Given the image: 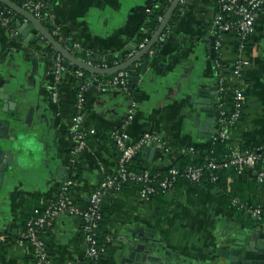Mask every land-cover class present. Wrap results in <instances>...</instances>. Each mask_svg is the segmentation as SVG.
Instances as JSON below:
<instances>
[{
  "label": "crops",
  "instance_id": "crops-1",
  "mask_svg": "<svg viewBox=\"0 0 264 264\" xmlns=\"http://www.w3.org/2000/svg\"><path fill=\"white\" fill-rule=\"evenodd\" d=\"M12 1L24 7L25 0ZM160 1L54 0L47 19L54 32L61 35V43L78 59L111 67L140 51L137 30L149 10ZM217 9V0H190L181 4L161 39L135 63L136 68H141L133 75L140 76V80L131 85L139 106L126 126L128 144L135 145L144 133L150 132L162 136L172 148L166 153L161 144L155 143L152 153H147L146 143L133 157L137 167L171 168L182 146H195L199 154L206 155L213 136L223 129L238 150L245 142L264 143V7L257 13L245 47L241 48L235 32H227L221 48L217 49L215 44L213 57L211 44L206 40L215 35L213 20ZM18 21L27 24L15 11L10 18L0 11V128L11 137L7 141L14 156L0 192V264L31 263L33 252L22 238L25 223L45 209L72 173L77 177L68 200L81 208L108 176L117 173L120 151L109 134L120 128L131 108V99L125 92L91 88L81 125L88 145L79 155H73V123L77 114L73 103L77 89L69 83L72 70L62 74L57 84L59 97L54 101L53 55L36 48L47 41L39 39L41 34L32 23L29 27L33 38L27 41L19 31ZM70 37L77 39L73 45L76 50L69 46ZM132 43L137 46L129 50ZM240 56L248 64L236 72L235 61ZM218 60L227 76L225 98L218 88ZM237 86L242 88L245 98L237 121L223 124L222 117H217L219 129L212 127L202 133L196 123L204 121L207 115L200 111L202 104L196 100L215 94L217 87L219 96H212V106L231 111L232 90ZM62 167L65 172L60 175ZM234 180L221 179L214 187L183 183L169 198L155 197L150 201L140 197L138 185L124 188L110 197V245L97 264H121L131 249L145 244L156 248L155 255L174 263L209 264L242 231L248 233L255 225L264 230V214L259 223L249 225L223 203L224 188L220 184L227 187L226 192L230 187L235 190L240 187L243 193L249 191V178L244 181L243 176L238 177V181H244L239 186ZM247 194L250 204L252 194ZM254 201L264 207V183L259 185ZM43 238L50 253L49 264H72L85 255L82 219L77 214L69 211L59 214Z\"/></svg>",
  "mask_w": 264,
  "mask_h": 264
},
{
  "label": "built area",
  "instance_id": "built-area-1",
  "mask_svg": "<svg viewBox=\"0 0 264 264\" xmlns=\"http://www.w3.org/2000/svg\"><path fill=\"white\" fill-rule=\"evenodd\" d=\"M54 0H25L24 7L27 10L32 11L33 15L42 21V19L48 18V8L50 3ZM190 0H181L180 4H187ZM218 9L213 20V27L216 36V48L220 49L223 42V36L227 32H235L239 38L241 48L245 47L246 42L251 36L254 29L256 16L258 11L264 7V0H217ZM150 11V10H149ZM163 20V18H161ZM150 40L145 39L139 45V49L143 48ZM136 53V52H135ZM132 53L130 56H133ZM63 56L60 53H56L53 57V70L52 73L55 78V84L52 88V98L54 101L58 100L59 88L57 84L64 72H67V67L63 65ZM90 65H94L90 60L85 61ZM248 64V61L241 56L235 61L234 70L240 72L244 66ZM219 73V91L222 97H227L228 94V82L227 76L222 70V63L217 62ZM99 67H108L107 64L98 65ZM133 69H125L114 73V75L107 80L96 79L90 80L84 79L80 84L76 95V108L78 113L75 116L73 123L74 131V147L72 148L73 155H79L87 147V139L85 134L81 131V125L84 121L83 110L87 104V93L91 88L97 87L101 91L108 89H118L125 92L131 99V108L128 117L120 126L110 132V138L114 141L117 148L120 150L119 168L116 174L108 176L98 188H96L90 195L89 202L85 207H79L68 200V194L74 186V181L67 177L60 185L59 192L56 195V200L49 204L42 212H37L26 223V230L23 233V238L27 240L33 247V254L37 256L36 264H49L50 253L43 233L45 230L53 225L54 219L61 213L69 211L77 214L82 219V231L85 241V255L82 259H78L72 264H97L99 258L108 250L105 243H101L99 240V221L101 219V203L102 198L107 190L111 188L119 189L123 182H133L140 188V197L143 200H148L158 189L164 191L171 190L179 177H184L191 182L199 183L204 174V168L211 171L233 167L238 174H243L248 169H254L258 163H261L259 171H257L258 181L264 183V143L258 146L254 150H238L232 148L230 153L221 160L209 159L205 166H188L184 170L180 171L177 168H170L166 177L159 179L156 182L157 176L146 168L140 172L130 170L128 163L130 160L138 154V152L148 143L153 141L154 143L161 144L164 152H169L172 148L162 136L156 133L146 132L141 139L135 145H129V134L126 131V126L133 119L138 109V101L134 94L130 90V77ZM76 77L83 78L85 70L77 68L70 71ZM95 85V86H94ZM233 95V108L231 111H222V123L233 124L237 121L241 115L244 104V92L241 87H234L232 90ZM223 103V102H222ZM229 134L226 129L221 130L218 134H215L212 138V142L218 138L229 139ZM195 146L180 147L178 153H185L187 151H195ZM213 176L212 179H216ZM233 204L239 205L241 208H245L249 211L253 217L262 219L264 214V207L261 205L251 206L246 203H240L239 200L234 199ZM110 241V236L107 237Z\"/></svg>",
  "mask_w": 264,
  "mask_h": 264
},
{
  "label": "water",
  "instance_id": "water-1",
  "mask_svg": "<svg viewBox=\"0 0 264 264\" xmlns=\"http://www.w3.org/2000/svg\"><path fill=\"white\" fill-rule=\"evenodd\" d=\"M181 0H173L171 6L167 10L161 24L151 40L140 49L139 52L131 56L129 59L124 61L121 64L111 66V67H99L86 63L83 60L78 59L68 48L58 41L44 26L41 20L36 18L32 11L27 10L25 7L18 6L12 0H0L6 6L5 12L15 11L17 14L23 16L27 24H21L19 21L17 22V26L19 27V31L23 34L24 37L27 38V41H30L33 38V34L31 33V28L29 27V23L34 24V26L38 29L39 33L43 36V38L47 41L48 44L52 45L58 53L63 56V65L67 67L68 70H73L76 66L85 71L92 72L94 74H102V75H110L115 72L128 69L130 66L139 61V59L145 57L150 53L154 44L158 42L166 27L169 24L170 19L172 18L175 10L179 6ZM211 44V53L214 57L215 54V35H211L206 40ZM137 44L132 43L128 49L132 50L136 47ZM158 50L154 52L156 56ZM148 68V61L144 62V70ZM140 80V76L132 75L130 77V81L133 85H135ZM212 89H210L211 92ZM215 94L211 93L210 97L200 96L196 101L202 104L200 111L207 115V118L204 121L197 122V126H199V130L203 133L204 131L210 130L212 127L215 129H219L220 124L216 122L217 117H222V111L220 108H216V106H212L213 95L219 96V92L217 87H215ZM208 93V92H206ZM203 93V94H206ZM31 113L29 114V119L31 117ZM3 124L6 126V122ZM208 136V134H204ZM11 137L5 134V130L0 128V192L3 187L5 175L8 171L12 169L14 164V156L11 151L12 145L10 146L8 143V139ZM155 143L153 141H149L145 146V150L147 153H152L154 149ZM11 147V148H10ZM61 174H64L65 167L60 169ZM252 231L246 232L242 231L240 233V237L237 239H233L230 243L229 248H223L219 251V255L209 264H264V230L257 229V226H253ZM156 248L150 246L149 244H145L140 248H133L127 254L123 256L121 259V264H181L174 263L167 257L162 255H155L153 252ZM188 264H197V263H188Z\"/></svg>",
  "mask_w": 264,
  "mask_h": 264
},
{
  "label": "trees",
  "instance_id": "trees-1",
  "mask_svg": "<svg viewBox=\"0 0 264 264\" xmlns=\"http://www.w3.org/2000/svg\"><path fill=\"white\" fill-rule=\"evenodd\" d=\"M172 2H173V0H162V1L158 2L157 5L152 7L150 12L148 13V16L146 17V20L143 22V24L137 30L136 42L138 44H141L142 42H144L145 39L151 40V38L153 37V35L155 34V32L157 31V29L159 28V26L161 24V21H162L161 18H164L165 14H166L167 10L169 9V7L171 6ZM3 5L4 4L1 5V3H0V11L3 12V14L6 18H10L12 13H14V11L10 12L8 9V11L5 12L6 7H5V5L4 6ZM180 5L181 4H179V7H180ZM176 10H175V12H176ZM173 17H174V14H173L172 18L170 19L169 23L172 21ZM10 23H13L12 20L10 21ZM42 23L45 26H48L49 32L58 41L62 42L61 35L54 32V29L52 26H50L48 19H45V18L42 19ZM165 30H164V32H165ZM67 36H69V34ZM39 39H41L42 41H45V39L43 38L42 35L39 36ZM69 41H70L69 46L73 50H76L73 47V45L77 42V39L75 37H70ZM44 46L37 45L36 48H38V49L41 48V50H43L44 52H47L50 55H53V57H54V55L57 53L56 49L48 43ZM110 65H112V64L110 63ZM77 68L78 67H75V69H77ZM140 68H141L140 66L136 68L135 64H133L128 69L129 70L133 69V71L131 70L132 75H133V74H136L138 72V70H140ZM113 75H114V73L110 74V75H102V74H94L92 72L85 71V75L83 78H79V77L74 76L73 74H70L69 75V83L71 86L75 87L78 90L80 84L86 78H88L90 80H94V81L96 80V78H98L99 80H107V79L111 78ZM130 90H131L132 94L135 95L134 88L132 87L131 84H130ZM73 104H74L73 105L74 112L76 114V113H78V110L76 108V103L74 102ZM230 142H232L230 137H229V139L218 138L216 141L212 142L210 149L206 155L199 154L197 149H195V151H193V152L187 151L185 153H178L179 154L178 160L176 161V164H174L172 167L177 168L178 170L182 171L186 167L191 166V165H193V166H205L207 161H208V158L214 159V160H221V159L225 158L226 155L228 153H230V151L234 147L233 144H231ZM262 144H263V142H261V144H257V145L254 143L251 144V143L245 142V143L241 144V150L242 151L254 150ZM190 146L191 145L182 146V147L189 148ZM120 155H121V153H120ZM120 155H119V157H120ZM133 162H134V164H133ZM261 165H262L261 163H258L254 169H251V170L248 169L243 174H238V172L233 167L221 168V169H217L214 171H211L210 169L204 168L205 169L204 174H203L202 179L200 180L199 183L207 184L210 187H212V186L214 187V186H217L221 182V179L231 177V178L236 179V180H234V182H235V184H238V186H239V185H241V183H243L245 180H248V178H249L248 182L250 183V186L248 189L249 191H247L246 193H243V191H241L240 187H239L240 190L239 189L235 190L234 187H230V189L227 192L225 190L227 188L225 185L221 186V184H220V187L224 188V190H222V197L224 199L223 203L225 204V206L228 207V209H230L232 212H234L237 218L245 219L249 225H255L256 223H259L261 221V219L253 217L249 211H247L245 208H241L239 205L233 204V202H234V199H237V200H239L240 203L248 204L247 203L248 202V194L247 193L250 192L252 194L251 200L253 202H251L249 205L257 206V204H256L257 202L254 200L256 199V195L259 191V185H261V183L258 181V177H257L256 172L259 171ZM127 166L130 170H135L138 172L145 169V168L137 167V165H135L134 158H132L130 160V162L128 163ZM169 170H170V168H166L163 170H151V172L154 174V176H157V178H156V182H157L159 179L166 177L169 173ZM213 176H216L217 178L212 179ZM240 176H243L244 181H238L237 180V178ZM69 177L75 183L77 175H74L72 173ZM236 181H238V182L236 183ZM183 183H195V182H191L184 177H179V179L176 181L174 187L171 190L164 191L162 189L157 188V191L147 201H150L155 197H161V198L167 199L171 195V192L177 186H179ZM129 185H134V183L130 182V181L123 182L119 189L111 188V189L107 190L106 193L104 194L103 198H102L101 219L99 221L98 233H99L100 242L105 243L107 245V248H109V245H110V241L107 240V237L109 235H111L109 233L110 229L108 227V223H109L108 219H109V215L111 213V206L109 204V203H111L110 197L116 196L119 192H121L124 188L128 187ZM58 192H59V190H58ZM106 197H108V198L106 199ZM55 200H56V197L52 198V200L49 202V204H51ZM29 219H27V221ZM27 221H26V223H27ZM26 223H25V228H24L23 233L26 230ZM49 228H47L45 231H47ZM23 241L25 242V244H28L31 247V250L33 252L34 250H33V247L30 245V243L27 240H25V238H23ZM36 263H37V256H35L33 254L32 261L30 264H36Z\"/></svg>",
  "mask_w": 264,
  "mask_h": 264
}]
</instances>
